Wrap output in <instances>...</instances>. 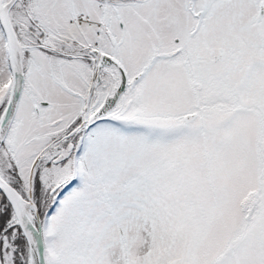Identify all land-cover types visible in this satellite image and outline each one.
I'll return each instance as SVG.
<instances>
[{"label": "snow or ice", "instance_id": "snow-or-ice-1", "mask_svg": "<svg viewBox=\"0 0 264 264\" xmlns=\"http://www.w3.org/2000/svg\"><path fill=\"white\" fill-rule=\"evenodd\" d=\"M0 264H264V0H0Z\"/></svg>", "mask_w": 264, "mask_h": 264}]
</instances>
